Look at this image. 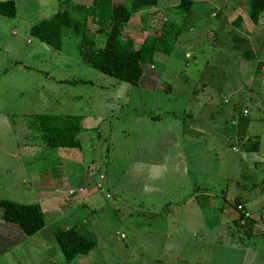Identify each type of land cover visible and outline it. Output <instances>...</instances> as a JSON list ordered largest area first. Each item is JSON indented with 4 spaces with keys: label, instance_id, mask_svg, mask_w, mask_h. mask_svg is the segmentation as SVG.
Instances as JSON below:
<instances>
[{
    "label": "rangeland",
    "instance_id": "1",
    "mask_svg": "<svg viewBox=\"0 0 264 264\" xmlns=\"http://www.w3.org/2000/svg\"><path fill=\"white\" fill-rule=\"evenodd\" d=\"M178 1L122 29L171 43L138 86L84 64L73 36L53 50L29 35L89 0H14L15 17L0 15V199L40 205L45 223L24 238L0 225V264H264V9L254 25L250 0H193L186 14ZM37 114L84 115L80 146L45 147ZM237 205L258 218L238 226ZM71 226L96 244L67 261L51 231Z\"/></svg>",
    "mask_w": 264,
    "mask_h": 264
},
{
    "label": "trees",
    "instance_id": "2",
    "mask_svg": "<svg viewBox=\"0 0 264 264\" xmlns=\"http://www.w3.org/2000/svg\"><path fill=\"white\" fill-rule=\"evenodd\" d=\"M71 3V0H68ZM158 0H129L127 3L112 0H89L88 3H71L74 13L71 17L67 9H61L57 14L47 19H41L28 27V33L39 42L53 50H59L62 45V36H73L76 39V49L80 60L90 68L110 76L131 86L140 85L141 80L149 73V68H155L154 63L163 62L171 52V43L156 34L145 35L136 43L130 35L122 37V29L130 21L131 11L155 7ZM193 0H179L176 8L186 14ZM248 20L256 24L264 9V0H250L248 2ZM82 13V14H81ZM0 15L15 17L14 0H0ZM97 24L94 34L86 26V19ZM240 17L232 21L239 25ZM100 35L101 40L97 39ZM102 43V46L100 44ZM243 62L253 59L250 49L244 50L241 55ZM143 75V76H142ZM143 77V78H142ZM65 81V80H64ZM70 83L86 81L76 79ZM234 109L236 104L232 106ZM246 114V110L241 111ZM243 116V115H242ZM34 127L39 133V139L48 148H78L80 141L77 134L81 129L82 116L74 114H37L33 116ZM238 200V199H237ZM252 218L245 219L240 227H247ZM264 212V210H263ZM0 225L11 226L20 237H29L40 231L45 223L43 211L38 204H22L7 199H0ZM240 218V217H239ZM53 242L67 261L78 255H86L96 242L91 236L80 231L76 226L57 228L51 231ZM246 236H250L246 232Z\"/></svg>",
    "mask_w": 264,
    "mask_h": 264
},
{
    "label": "built area",
    "instance_id": "3",
    "mask_svg": "<svg viewBox=\"0 0 264 264\" xmlns=\"http://www.w3.org/2000/svg\"><path fill=\"white\" fill-rule=\"evenodd\" d=\"M211 16H214L213 12L211 13ZM244 114L245 113L243 112L242 115L244 116ZM231 150H232V152L235 151L234 147H231ZM98 187H100V186H98ZM236 211L238 213V222H239V224L245 223V219H247V218H252L250 212L245 210V209H243L241 205H237L236 206ZM257 218H258V216H257Z\"/></svg>",
    "mask_w": 264,
    "mask_h": 264
},
{
    "label": "crops",
    "instance_id": "4",
    "mask_svg": "<svg viewBox=\"0 0 264 264\" xmlns=\"http://www.w3.org/2000/svg\"><path fill=\"white\" fill-rule=\"evenodd\" d=\"M156 7H157V6H156ZM149 8H150V7H149ZM211 12H212V11H211ZM239 17H240V16H239ZM240 19H241V18H240ZM240 21H241V20H240ZM250 50H252V49H250ZM252 52H253V61H254V59L257 58V54H256L253 50H252ZM251 60H252V59H251ZM247 62L249 63L250 61H247ZM247 62H246V63H247ZM150 69H152V70L154 69V70H155L154 67H153V68H150ZM148 72H149V71H148ZM146 74L149 75V76L152 75V74H150V73H149V74L146 73ZM77 115H80V114H77ZM80 116H81V115H80ZM82 116L84 117V115H82ZM99 190H101V189H99ZM245 199H246V198H245ZM245 199H244V200H245ZM239 200L242 202V199H239ZM242 203H243V202H242ZM243 204H244V203H243ZM244 206H245V205H244ZM246 209H247V208H246ZM0 222H1V217H0ZM249 237H250V236H248V238H249Z\"/></svg>",
    "mask_w": 264,
    "mask_h": 264
}]
</instances>
